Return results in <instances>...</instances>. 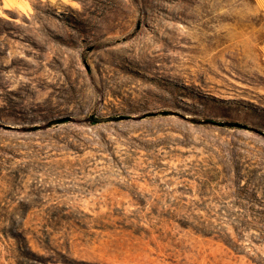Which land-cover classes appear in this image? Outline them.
<instances>
[{"label": "rangeland", "instance_id": "374dc122", "mask_svg": "<svg viewBox=\"0 0 264 264\" xmlns=\"http://www.w3.org/2000/svg\"><path fill=\"white\" fill-rule=\"evenodd\" d=\"M0 264H264V0H0Z\"/></svg>", "mask_w": 264, "mask_h": 264}, {"label": "water", "instance_id": "95a60500", "mask_svg": "<svg viewBox=\"0 0 264 264\" xmlns=\"http://www.w3.org/2000/svg\"><path fill=\"white\" fill-rule=\"evenodd\" d=\"M66 120V118H58V119H54L50 122V124H58V123H62Z\"/></svg>", "mask_w": 264, "mask_h": 264}, {"label": "trees", "instance_id": "16d2710c", "mask_svg": "<svg viewBox=\"0 0 264 264\" xmlns=\"http://www.w3.org/2000/svg\"><path fill=\"white\" fill-rule=\"evenodd\" d=\"M196 231L198 232H201L205 235H210L211 233H207V232H211V231H208L207 229H198V228H194Z\"/></svg>", "mask_w": 264, "mask_h": 264}]
</instances>
